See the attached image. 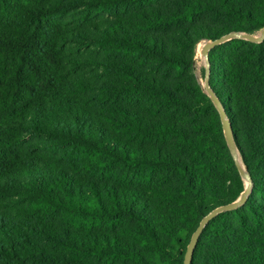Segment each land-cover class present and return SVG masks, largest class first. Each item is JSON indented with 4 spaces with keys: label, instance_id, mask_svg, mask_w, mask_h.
I'll return each mask as SVG.
<instances>
[{
    "label": "trees",
    "instance_id": "1",
    "mask_svg": "<svg viewBox=\"0 0 264 264\" xmlns=\"http://www.w3.org/2000/svg\"><path fill=\"white\" fill-rule=\"evenodd\" d=\"M262 28L264 0H0V264H182L245 188L196 46ZM208 60L252 187L191 264H264V41Z\"/></svg>",
    "mask_w": 264,
    "mask_h": 264
},
{
    "label": "water",
    "instance_id": "2",
    "mask_svg": "<svg viewBox=\"0 0 264 264\" xmlns=\"http://www.w3.org/2000/svg\"><path fill=\"white\" fill-rule=\"evenodd\" d=\"M243 40L247 41L250 43H255V44H260L264 41V28H262L257 34H246V33H240V32H230L226 35H223L215 40L211 41H204L203 45L200 49V54L204 58L205 62V72H204V79H205V87H204V92L208 95L210 98L212 104L214 105L215 109L217 110L220 121H221V126H222V131H223V136L226 142V145L228 147V150L230 152V155L234 161V164L237 168V171L243 180L245 184V188L238 197L237 200L230 204H226L220 207H217L213 209L209 214L205 215L199 222L197 228L195 231L192 233L191 238L187 244L186 251L184 253L183 257V263L182 264H191L194 250L198 244V241L200 239V236L203 232V229L205 226L213 219L215 218L218 214L222 212H227V211H232L240 207L246 202V199L248 195L250 194L251 187H252V180L250 177V174L247 172L245 166L243 165L241 161V157L239 155V152L237 150V147L235 145L234 139H233V134L230 126V122L226 117L225 111L219 102L218 98L216 95L213 93L211 88L208 85V78H209V60H208V53L211 49H213L216 46H219L221 44H224L228 41L231 40Z\"/></svg>",
    "mask_w": 264,
    "mask_h": 264
},
{
    "label": "rangeland",
    "instance_id": "3",
    "mask_svg": "<svg viewBox=\"0 0 264 264\" xmlns=\"http://www.w3.org/2000/svg\"><path fill=\"white\" fill-rule=\"evenodd\" d=\"M257 34V33H255ZM204 42V41H203ZM203 42L199 43L196 46V54H195V75L201 84L202 88L205 87V79H204V71H205V62L204 58L200 54V49L203 45Z\"/></svg>",
    "mask_w": 264,
    "mask_h": 264
}]
</instances>
